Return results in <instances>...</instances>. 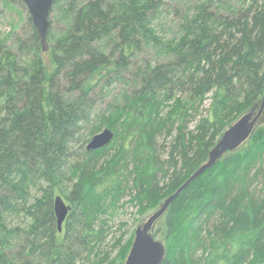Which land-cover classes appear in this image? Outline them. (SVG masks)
I'll return each instance as SVG.
<instances>
[{
	"label": "trees",
	"instance_id": "obj_1",
	"mask_svg": "<svg viewBox=\"0 0 264 264\" xmlns=\"http://www.w3.org/2000/svg\"><path fill=\"white\" fill-rule=\"evenodd\" d=\"M103 9L100 2L80 7L69 34L57 44L59 51L53 46L47 51L49 60L42 57L33 24L30 41L41 56L42 77L30 78L26 102L18 57L0 46V189L13 188L14 174L28 178L30 159L34 164L41 161L49 183L37 201L40 213L32 212L35 220L25 245L17 250L21 262L11 264H42L35 259L38 255L48 264H74L85 237L86 264H125L133 231H127L125 222L114 227L101 216L114 217L130 205L139 217L154 212L208 160L224 131L263 98L264 9L221 33L188 27L175 42L176 61L147 73L142 90L105 118L102 128L114 131L112 142L86 151L72 166L75 180L68 185L66 201L73 212L81 206L84 226L82 232L75 229L71 211L60 233L54 211L55 196L61 193L56 173L67 161L66 142L78 130L72 127L80 121L76 116L85 102L80 98L73 108V101L59 99L60 81L65 76L72 90L92 87L112 67L96 65L95 54L84 60L87 42L118 23L127 33L136 32L132 22L143 13L137 10L125 22L118 13ZM192 17L205 20L204 13ZM139 44V39L130 40L127 48ZM183 67L200 76L189 82L193 98L214 85L204 110L197 101L168 105L156 94V89L173 84L175 69ZM87 71L88 79L80 81ZM159 220L164 225L156 233L167 250L162 264H264V125L197 177ZM10 234L0 217V264ZM30 238L36 242L30 243Z\"/></svg>",
	"mask_w": 264,
	"mask_h": 264
},
{
	"label": "rangeland",
	"instance_id": "obj_2",
	"mask_svg": "<svg viewBox=\"0 0 264 264\" xmlns=\"http://www.w3.org/2000/svg\"><path fill=\"white\" fill-rule=\"evenodd\" d=\"M97 2H100V5L104 7L103 13L113 15L118 13L123 21L129 20V17L134 16L133 14L137 10H142L143 13L140 17H134L135 22L131 21L136 23L134 26L136 32L127 33L128 31L126 32L118 23L87 42L88 53L84 55V60H89V57H93L95 54L97 55L94 60L96 65L106 63L112 67L92 87L88 89L83 87L84 90H72V88H68L70 82L65 76L60 81L59 99L73 101V108L79 104L75 102L76 100L82 98L85 101L81 105V111L79 110V113H82L76 116L80 121H77L72 127L78 130L74 131L66 142L68 152L65 159L67 161L61 162L59 172L56 173V186L61 190L59 195L65 199L70 188L68 185L70 183L73 185L75 180L72 175V166L84 159L87 151L86 146L96 134L91 135V133L101 132L104 129L102 125L107 115L117 107L124 105L127 100L132 99L142 90L147 83V73L153 72L162 63L176 61L177 54L174 45L183 36L185 29L191 27L196 32L217 31L221 33L223 30L236 28L238 19L248 18L249 20L257 11L264 9V0H55L49 18L50 28L47 35L49 50L52 46L56 49L59 48L57 44L69 34L80 7ZM198 13H204L205 20L192 17ZM32 34L33 22L26 2L23 0H0V46L6 47L18 57V76L20 80L22 79L24 102L27 101V92L29 91L27 86L30 84V78L34 75L38 78L42 77L41 56L37 55L32 47L30 41ZM134 39H139L140 44L134 50H130L127 48V44ZM22 40L27 44L20 45ZM262 44L264 47V40ZM88 54L90 55L88 56ZM42 57L49 60L47 52L43 50ZM89 76L90 71L85 72L80 81L85 82ZM193 76L200 77L185 67L175 69L173 84L156 89L157 96L168 105H172L178 100L197 101L202 107L200 109L204 110L209 106V98L213 90L211 88L214 85H211L208 93H199L196 98H193L189 84ZM83 109L85 110L83 111ZM79 116L83 117V120L79 119ZM262 125H264V113L255 129ZM20 159L27 161L24 157ZM29 164L28 178L24 179L22 175L14 174V178L11 180L15 187L0 189V199H3L0 203V217L12 234L8 239V251L5 247L7 256L4 259V264H11L12 260L21 262L19 258L21 255L17 250L25 245V237L31 232L35 220L32 212L36 213V216L40 213L41 209L37 208V201L49 184L41 169V161L37 160V163L34 164V161L30 159ZM9 203L11 207H9ZM12 207L15 209L12 210ZM81 212V206L74 207L72 220L75 223V229L82 232L84 218ZM136 212L137 209L130 205L114 217L104 218L101 216V218L107 219L114 227L125 222L128 224L127 231L129 233L133 231L134 234L136 228L147 220L153 210L142 217H139ZM163 225V220H159L152 229L155 238L162 242H164V238L156 231ZM44 234L46 233L44 232ZM37 240L41 239L37 238ZM88 241L89 237H85L83 245L78 247L73 259L74 264L87 263ZM29 242L36 241L30 238ZM35 259L42 261V264H48V259L41 258L40 255Z\"/></svg>",
	"mask_w": 264,
	"mask_h": 264
},
{
	"label": "water",
	"instance_id": "obj_3",
	"mask_svg": "<svg viewBox=\"0 0 264 264\" xmlns=\"http://www.w3.org/2000/svg\"><path fill=\"white\" fill-rule=\"evenodd\" d=\"M29 7L32 22L38 31L43 51L47 52L48 29L50 27V14L54 0H23ZM264 113V95L259 105L251 111L238 118L223 133L220 140L209 153L208 160L202 164L192 176L172 195L156 209L145 222L140 224L134 233L133 243L127 256L125 264H162L166 257V246L156 239L152 234L155 223L167 212L170 205L180 194L201 174L212 168L228 152H233L246 142L253 134L256 125ZM115 133L110 128H104L96 133L88 142L87 151H93L110 144ZM55 213L58 228L61 231L71 206H68L64 199L58 195L54 199Z\"/></svg>",
	"mask_w": 264,
	"mask_h": 264
},
{
	"label": "flooded vegetation",
	"instance_id": "obj_4",
	"mask_svg": "<svg viewBox=\"0 0 264 264\" xmlns=\"http://www.w3.org/2000/svg\"><path fill=\"white\" fill-rule=\"evenodd\" d=\"M55 1V0H54ZM54 1H53V5H54ZM52 8H53V6H52ZM51 11H52V9H51ZM50 18V17H49ZM50 20V19H49ZM50 28V27H49ZM49 30V29H48ZM59 195V194H58ZM58 195H56V196H58ZM55 196V197H56ZM63 199H64V201H65V203L68 205V206H70V204L66 201V199L63 197V196H61ZM72 208V207H71ZM54 210H55V207H54ZM70 212H71V210H70ZM69 212V213H70ZM68 216H69V214H68ZM68 216H67V218H66V220L68 219ZM2 219V218H1ZM66 220H65V222L63 223V227H62V230L60 231L59 230V228H58V231L60 232V233H62L63 231H64V226H65V223H66ZM57 227H58V224H57Z\"/></svg>",
	"mask_w": 264,
	"mask_h": 264
}]
</instances>
